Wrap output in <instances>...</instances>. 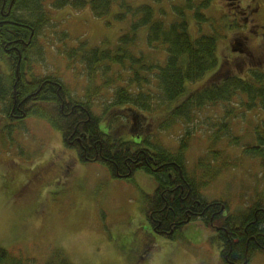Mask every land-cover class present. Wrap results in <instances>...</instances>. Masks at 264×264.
Instances as JSON below:
<instances>
[{"label": "rangeland", "instance_id": "obj_1", "mask_svg": "<svg viewBox=\"0 0 264 264\" xmlns=\"http://www.w3.org/2000/svg\"><path fill=\"white\" fill-rule=\"evenodd\" d=\"M124 1L131 9L151 6L154 22L165 27L182 20L174 8L183 12L188 3L196 9L204 2ZM51 2H42L48 19L33 39L35 51L29 62L30 73L25 75L28 81L53 78L78 101L88 98L92 115L100 119L101 130L111 132L115 138L126 140L139 133L144 137L130 139L139 142L149 135L155 146L173 153L187 138L185 169L205 182L200 192L204 199L227 205L231 213H245L256 203L264 209L260 161L251 159L242 149L256 145L254 129L264 120V114L259 118V111L247 112L246 97L240 96L229 103L192 111L188 122L178 120L172 124L166 111L183 105L188 93L198 92L213 82L209 75L187 85L179 102L164 103L153 113L125 105L111 106L113 94L129 87V61L124 60L127 68L103 64L89 78L80 59L92 48L115 54L121 35L140 17L128 14L125 21H117L114 17L126 11L113 5L107 16L95 18L89 8L54 11ZM209 4V8L200 11L206 23L195 22V12L186 11L188 34L193 39L216 36L219 71L247 79L251 67L256 65L247 64L246 54L234 51L238 47L234 40L242 39L230 28V10L217 0ZM147 30L145 27L132 32L129 36L134 35L135 40L124 49L129 57L142 59L147 68L140 71L141 63L133 66L142 78L141 92L152 99L155 108L158 100L162 102L157 67L164 66L167 54L166 47L160 44L147 46ZM82 43L87 45L82 48ZM249 43L244 45L249 53L258 50V41ZM71 51L77 53L74 59L68 58ZM4 58L0 53L1 81L11 76ZM129 91L137 93L136 89ZM4 109L0 102V248L11 257L23 264H45L58 254L71 264H225L218 244L211 241L213 232L200 221L189 223L175 241L161 238L151 230L145 216L147 196L156 188L151 176L137 172L130 179H118L96 162L80 163L48 122L41 118L11 121ZM235 140L238 146L228 145ZM249 264H264V254L256 253Z\"/></svg>", "mask_w": 264, "mask_h": 264}, {"label": "trees", "instance_id": "obj_2", "mask_svg": "<svg viewBox=\"0 0 264 264\" xmlns=\"http://www.w3.org/2000/svg\"><path fill=\"white\" fill-rule=\"evenodd\" d=\"M44 1L0 0V53L5 57L11 74L8 82L1 81L0 78V102L5 106L6 118L11 121L25 118L45 120L60 133L64 147L74 151L80 163L96 162L106 168L114 178L127 180L137 172L151 176L156 188L151 196H147L145 216L149 227L159 237L175 241L189 223L200 221L206 229L213 232L211 241L218 244L221 260L225 264H249L256 253L264 254V209L256 203V207L245 213H231L227 205L204 199L200 192L205 182L189 175L185 169L184 151L187 148V138L180 141L174 153L155 146L150 142L149 135L139 142L133 141L144 137L139 133L126 140L115 138L111 132L105 133L101 130L100 119L92 115L88 98L78 101L59 80L53 78L42 77L32 81L25 78L27 72L30 73L29 62L35 51L33 39L48 19L42 11ZM210 1L204 0L196 9L188 3L183 12L174 8L173 11L177 14L180 12L179 17L182 20L168 27L161 22H154L151 6L131 9L125 6L124 0H52L51 5L54 11L89 8L95 18L107 16L112 6L118 5V9L126 12L117 14L115 20L125 21L128 14L131 17H140L138 21L131 22L126 34L121 35L115 54L112 55L109 50L92 48L80 59L85 64L89 78L103 64L127 68L124 60L129 61V87L113 94L111 106L120 108L125 105L153 113L157 111L156 108H162L164 103L168 105L179 102L186 94L187 85L201 81L209 75L214 78L213 82L198 92L188 93L190 95L183 105L166 111L172 124L178 120L188 122V114L192 111L209 105L229 103L240 96L246 97V111H259L257 116L260 118V114H264V47L259 51V54H263L260 60L251 59L244 53V57L256 65L251 67L247 79L228 73L222 75L219 71L220 62L216 57V36L193 39L187 32V22L184 19L186 11L195 12V22L206 23L207 19L200 11L209 8ZM187 2L190 0H186ZM145 27L148 29L147 46L152 48L153 45L160 44L166 47L167 54L164 66L157 67L156 79L162 102L158 100L159 104L154 105L155 108L151 105L152 99L141 92L142 78L133 66L141 63L140 71L147 68L142 65V59L129 57L124 49L135 40L134 35H129ZM81 45L83 48L87 44ZM250 54L255 52L250 50ZM76 55V51H71L68 58L74 59ZM218 72L221 74L218 75ZM131 89H136L137 93L129 91ZM254 131L256 145H246L242 149L245 155L260 161L264 175V120L255 126ZM216 138L218 141V137ZM228 145L238 146V140L234 143L229 141ZM0 264L23 263L0 248ZM45 264L71 262L58 254L54 260Z\"/></svg>", "mask_w": 264, "mask_h": 264}, {"label": "flooded vegetation", "instance_id": "obj_3", "mask_svg": "<svg viewBox=\"0 0 264 264\" xmlns=\"http://www.w3.org/2000/svg\"><path fill=\"white\" fill-rule=\"evenodd\" d=\"M217 1H220L226 9L230 10L232 17L229 21L230 28L237 31L236 35L242 39V41L240 40L242 43L235 41L236 39L234 40V44L237 43L238 45L234 51H239L240 54L246 53L251 59L260 60L263 54H259V51L264 47V22L262 20L264 18V0ZM253 36L257 38L255 39ZM250 40L258 41V45H256L258 50L252 49V51H255L253 55L244 47V45L248 46L250 44ZM245 59L249 62L247 58Z\"/></svg>", "mask_w": 264, "mask_h": 264}, {"label": "water", "instance_id": "obj_4", "mask_svg": "<svg viewBox=\"0 0 264 264\" xmlns=\"http://www.w3.org/2000/svg\"><path fill=\"white\" fill-rule=\"evenodd\" d=\"M226 1H231V0H226Z\"/></svg>", "mask_w": 264, "mask_h": 264}]
</instances>
